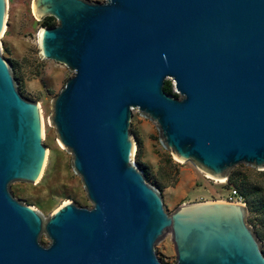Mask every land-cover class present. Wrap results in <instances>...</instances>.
Instances as JSON below:
<instances>
[{"label":"water","instance_id":"obj_1","mask_svg":"<svg viewBox=\"0 0 264 264\" xmlns=\"http://www.w3.org/2000/svg\"><path fill=\"white\" fill-rule=\"evenodd\" d=\"M42 58L73 72L51 123L90 207L66 202L44 218L13 181L44 166L40 107L17 89L0 50V264H264L240 202L200 201L167 213L131 159V110L193 168L227 179L264 169V0H33ZM6 1L0 0V35ZM168 83L173 93L164 90Z\"/></svg>","mask_w":264,"mask_h":264},{"label":"rangeland","instance_id":"obj_2","mask_svg":"<svg viewBox=\"0 0 264 264\" xmlns=\"http://www.w3.org/2000/svg\"><path fill=\"white\" fill-rule=\"evenodd\" d=\"M4 29L0 50L9 63L19 93L40 107L42 142L47 154L37 182L13 181L9 191L13 197L35 208L44 218L66 202L90 207L80 177L71 165V154L60 144L51 123L52 101L73 72L66 65L40 55L38 35L43 27L57 24L55 18L34 14L33 0H5ZM102 2L103 0H87ZM129 134L133 140L131 159L141 168L149 184L162 196L167 213L182 204L200 201H226L233 189L237 201L246 206L247 224L252 228L264 254V169L243 165L233 167L219 182L190 161L179 162L161 142L157 126L131 110ZM242 195V196H241ZM159 260L174 264L175 251L170 233L155 245Z\"/></svg>","mask_w":264,"mask_h":264},{"label":"built area","instance_id":"obj_3","mask_svg":"<svg viewBox=\"0 0 264 264\" xmlns=\"http://www.w3.org/2000/svg\"><path fill=\"white\" fill-rule=\"evenodd\" d=\"M239 196L238 193L236 192V190H232L231 193L228 195L226 201H229V202H240V201H237L236 197Z\"/></svg>","mask_w":264,"mask_h":264},{"label":"bare ground","instance_id":"obj_4","mask_svg":"<svg viewBox=\"0 0 264 264\" xmlns=\"http://www.w3.org/2000/svg\"><path fill=\"white\" fill-rule=\"evenodd\" d=\"M33 7H34V4H33ZM34 13H35V9H34ZM3 29H4V27H3ZM47 154V153H46ZM175 155V154H174ZM175 158L177 159V161H179V162H183V160L181 159V158H179L178 156H176L175 155ZM46 159V158H45ZM45 163V162H44ZM44 167V166H43ZM43 170V169H42ZM42 172V171H41ZM41 175V174H40ZM207 176H209V175H207ZM40 177V176H39ZM214 178V177H213ZM39 179V178H38ZM214 179H217V181H219V182H224V177H219V178H214Z\"/></svg>","mask_w":264,"mask_h":264},{"label":"trees","instance_id":"obj_5","mask_svg":"<svg viewBox=\"0 0 264 264\" xmlns=\"http://www.w3.org/2000/svg\"><path fill=\"white\" fill-rule=\"evenodd\" d=\"M164 90H165V92H167L168 94H171V95H173V96H177V94H175V93L172 92V90H171V88H170V85H169L168 83L165 84V86H164ZM234 190H236V189H234ZM236 192L238 193L237 190H236ZM239 193H240V192H239ZM239 193H238V195H239ZM241 196H242V195H241Z\"/></svg>","mask_w":264,"mask_h":264}]
</instances>
